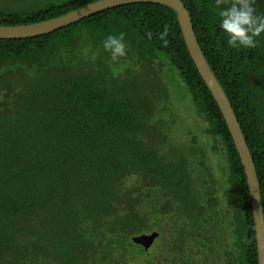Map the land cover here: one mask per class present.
Listing matches in <instances>:
<instances>
[{"label": "trees", "instance_id": "obj_1", "mask_svg": "<svg viewBox=\"0 0 264 264\" xmlns=\"http://www.w3.org/2000/svg\"><path fill=\"white\" fill-rule=\"evenodd\" d=\"M98 1L0 0V26ZM182 2L249 146L264 209V36L232 49L216 0ZM254 7L264 13V0ZM165 24L167 46L155 36ZM120 33L127 55L112 61L102 41ZM172 110L184 114L188 144L171 136ZM164 219L174 229L166 264H258L244 167L176 12L131 4L0 40V264H121L144 255L134 238Z\"/></svg>", "mask_w": 264, "mask_h": 264}, {"label": "water", "instance_id": "obj_2", "mask_svg": "<svg viewBox=\"0 0 264 264\" xmlns=\"http://www.w3.org/2000/svg\"><path fill=\"white\" fill-rule=\"evenodd\" d=\"M139 3L160 4L174 10L177 14L192 61L224 117L244 167L255 224L258 264H264V209L255 163L233 107L202 52L194 30L191 14L182 0H101L46 22L23 26H0V40L27 39L48 35L113 8ZM158 236V233H152L151 235H142L134 238L133 241L147 250Z\"/></svg>", "mask_w": 264, "mask_h": 264}, {"label": "clouds", "instance_id": "obj_3", "mask_svg": "<svg viewBox=\"0 0 264 264\" xmlns=\"http://www.w3.org/2000/svg\"><path fill=\"white\" fill-rule=\"evenodd\" d=\"M225 0H216L219 23L217 27L226 37V45L232 49H255L259 38L264 36V13H257L255 0H232L227 7H222ZM169 35L168 25L163 26L155 36L167 46ZM145 36L152 40L154 34L146 31ZM105 52L110 54L112 61H118L127 55L128 45L125 43V34L108 35L102 41Z\"/></svg>", "mask_w": 264, "mask_h": 264}, {"label": "rangeland", "instance_id": "obj_4", "mask_svg": "<svg viewBox=\"0 0 264 264\" xmlns=\"http://www.w3.org/2000/svg\"><path fill=\"white\" fill-rule=\"evenodd\" d=\"M174 86L177 89V91L181 90L180 85L177 83V81H173ZM177 96L180 95V92H176ZM181 111L184 112V109L182 108ZM171 114L174 116H177V120L175 123L172 122L170 119ZM183 114V113H182ZM179 112L172 110L169 111L168 114H166L164 117L166 118V121L168 122L169 126H171V136L175 139V141L179 144H188L190 140V133L187 126L182 122V120H179L178 118L181 117ZM184 115V114H183ZM183 119V117H182ZM136 179H130L127 181V185H133L136 183ZM173 227L172 223L169 219H164L161 221V224L155 229V233H158V238L154 241L151 247H149L147 250H145L144 255L139 256L138 258L130 257L127 261H123L121 264H147V262H150L152 264H159L164 262V259L168 256L169 250H168V244L171 242L170 238L173 235ZM150 233L149 235H151ZM193 251H196V248L193 249ZM176 259L180 260L181 255L176 254L174 256ZM197 257L195 258V260Z\"/></svg>", "mask_w": 264, "mask_h": 264}]
</instances>
